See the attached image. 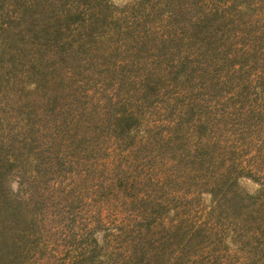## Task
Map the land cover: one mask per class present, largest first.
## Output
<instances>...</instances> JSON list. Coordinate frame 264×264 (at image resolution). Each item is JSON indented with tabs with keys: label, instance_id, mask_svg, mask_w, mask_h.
Returning a JSON list of instances; mask_svg holds the SVG:
<instances>
[{
	"label": "rangeland",
	"instance_id": "1",
	"mask_svg": "<svg viewBox=\"0 0 264 264\" xmlns=\"http://www.w3.org/2000/svg\"><path fill=\"white\" fill-rule=\"evenodd\" d=\"M106 1L0 106L16 264H264V0Z\"/></svg>",
	"mask_w": 264,
	"mask_h": 264
},
{
	"label": "trees",
	"instance_id": "2",
	"mask_svg": "<svg viewBox=\"0 0 264 264\" xmlns=\"http://www.w3.org/2000/svg\"><path fill=\"white\" fill-rule=\"evenodd\" d=\"M108 7L106 0H0V106L9 93H17L16 84L28 80L40 86L54 74L61 55L94 44L89 39L103 34L99 29L106 28ZM9 166L0 164V264H16L29 237L24 202L5 188ZM98 257L83 256L78 264L106 263ZM126 260L119 257L118 264H140Z\"/></svg>",
	"mask_w": 264,
	"mask_h": 264
}]
</instances>
